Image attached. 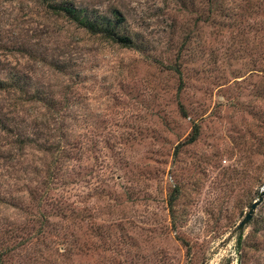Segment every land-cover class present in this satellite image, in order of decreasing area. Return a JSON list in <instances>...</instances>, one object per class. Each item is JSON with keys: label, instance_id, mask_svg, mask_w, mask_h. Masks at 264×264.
Here are the masks:
<instances>
[{"label": "rangeland", "instance_id": "obj_1", "mask_svg": "<svg viewBox=\"0 0 264 264\" xmlns=\"http://www.w3.org/2000/svg\"><path fill=\"white\" fill-rule=\"evenodd\" d=\"M67 1L132 45L0 0V264H264V0Z\"/></svg>", "mask_w": 264, "mask_h": 264}, {"label": "trees", "instance_id": "obj_2", "mask_svg": "<svg viewBox=\"0 0 264 264\" xmlns=\"http://www.w3.org/2000/svg\"><path fill=\"white\" fill-rule=\"evenodd\" d=\"M42 1L46 2L54 11L56 10L55 13L61 11L64 15L70 17L74 22H77L81 27L92 34H98L99 36L107 38L113 42H118L124 46L132 45L130 39L126 35L120 34L117 31V26L123 19L120 11L114 6L109 9L112 16V18H110L105 15H101L100 13L96 15L89 14V10L85 7L77 8L73 6V3H70L67 0H60V3H65L62 5H56L55 0ZM0 84H6V86H8L7 81L0 80ZM197 136L198 128L197 125H194L188 142L194 141Z\"/></svg>", "mask_w": 264, "mask_h": 264}, {"label": "water", "instance_id": "obj_3", "mask_svg": "<svg viewBox=\"0 0 264 264\" xmlns=\"http://www.w3.org/2000/svg\"><path fill=\"white\" fill-rule=\"evenodd\" d=\"M263 197H264V187L260 190V193H259L257 199L254 200L250 204V206H249L247 212L245 213L243 219L237 225V230H241L250 221L252 214L254 213L255 208L258 206V204H260Z\"/></svg>", "mask_w": 264, "mask_h": 264}]
</instances>
